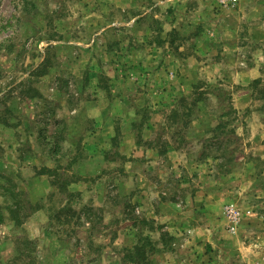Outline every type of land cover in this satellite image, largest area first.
<instances>
[{"label": "rangeland", "instance_id": "obj_1", "mask_svg": "<svg viewBox=\"0 0 264 264\" xmlns=\"http://www.w3.org/2000/svg\"><path fill=\"white\" fill-rule=\"evenodd\" d=\"M0 264H264V0H0Z\"/></svg>", "mask_w": 264, "mask_h": 264}, {"label": "crops", "instance_id": "obj_2", "mask_svg": "<svg viewBox=\"0 0 264 264\" xmlns=\"http://www.w3.org/2000/svg\"><path fill=\"white\" fill-rule=\"evenodd\" d=\"M102 108H104V107H102ZM104 114V113H103ZM90 118H97V117H90ZM103 131V129L100 131H97L96 133L97 134H89V137H90V139H92V138H101L102 136H104L103 134H104V131H105V129H104V131ZM108 132V131H107ZM132 131L130 130V131H128L127 132V134L126 135H124V137H123V140H124V143H128V141H132V136H133V134L131 133ZM89 139V140H90ZM122 149V148H121ZM125 149L123 148V150L122 151H124ZM91 160H93V159H91ZM91 164H93L92 162H83V163H80V164H77V166L75 167L76 169H77V171H79V169L80 170H82V168L83 167H85V166H89V165H91Z\"/></svg>", "mask_w": 264, "mask_h": 264}, {"label": "trees", "instance_id": "obj_3", "mask_svg": "<svg viewBox=\"0 0 264 264\" xmlns=\"http://www.w3.org/2000/svg\"><path fill=\"white\" fill-rule=\"evenodd\" d=\"M258 83H260V81H253V84H258ZM137 250H138V248L133 249V251H132L133 255H136L138 253ZM131 257H133V256H131Z\"/></svg>", "mask_w": 264, "mask_h": 264}]
</instances>
